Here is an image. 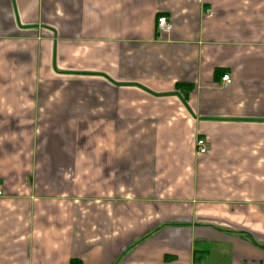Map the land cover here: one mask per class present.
<instances>
[{"label": "crops", "instance_id": "crops-1", "mask_svg": "<svg viewBox=\"0 0 264 264\" xmlns=\"http://www.w3.org/2000/svg\"><path fill=\"white\" fill-rule=\"evenodd\" d=\"M0 184V264H264V0H0Z\"/></svg>", "mask_w": 264, "mask_h": 264}, {"label": "built area", "instance_id": "built-area-1", "mask_svg": "<svg viewBox=\"0 0 264 264\" xmlns=\"http://www.w3.org/2000/svg\"><path fill=\"white\" fill-rule=\"evenodd\" d=\"M158 29L162 31H170L172 29V23L166 15H161L157 19ZM232 82V78L229 73L222 76V86H227ZM197 147L200 153H205L209 149L208 142L205 138L200 137L197 140ZM3 195L2 187L0 184V196Z\"/></svg>", "mask_w": 264, "mask_h": 264}, {"label": "trees", "instance_id": "trees-1", "mask_svg": "<svg viewBox=\"0 0 264 264\" xmlns=\"http://www.w3.org/2000/svg\"><path fill=\"white\" fill-rule=\"evenodd\" d=\"M178 87H182L183 89H185L187 92L189 91V89L191 88L190 84L184 85V84H178ZM70 264H81V262L77 259H72Z\"/></svg>", "mask_w": 264, "mask_h": 264}]
</instances>
